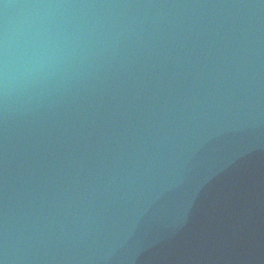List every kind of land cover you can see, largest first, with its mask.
Here are the masks:
<instances>
[{
  "label": "water",
  "instance_id": "water-1",
  "mask_svg": "<svg viewBox=\"0 0 264 264\" xmlns=\"http://www.w3.org/2000/svg\"><path fill=\"white\" fill-rule=\"evenodd\" d=\"M0 264H264V0H0Z\"/></svg>",
  "mask_w": 264,
  "mask_h": 264
}]
</instances>
